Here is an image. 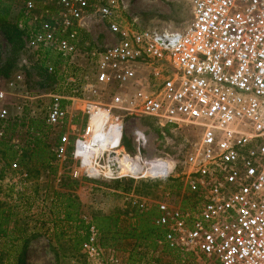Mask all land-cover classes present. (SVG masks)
<instances>
[{
    "label": "built area",
    "instance_id": "2783aa9c",
    "mask_svg": "<svg viewBox=\"0 0 264 264\" xmlns=\"http://www.w3.org/2000/svg\"><path fill=\"white\" fill-rule=\"evenodd\" d=\"M189 1V27L172 32L142 28L135 20L124 23L128 0H58L57 11L42 16L33 13L38 0H23L26 13L19 27L27 31L25 51L37 61L53 52L71 62L90 19L101 21L115 39L95 53L94 65L95 81L110 87L112 104L83 101L78 109L81 100L69 97V110L64 97L54 95L48 105L46 122L60 130L54 160L73 161L84 175L112 177L104 148H120L124 118L198 129L185 172L194 206L159 202L153 223L164 231L163 243L178 252V264H264V0ZM28 60L24 57L23 64ZM61 65L49 63L47 70L55 74ZM21 82L18 73L9 86ZM79 112L86 119L82 129L76 123ZM10 116L9 93L0 83V122ZM99 120L108 133L118 129L111 144L97 127ZM139 156V174L172 177L173 162ZM90 159L99 165L96 173L89 171ZM137 207L142 214L152 209L143 202ZM98 240L92 226L81 246L94 262L105 255ZM110 262L119 264L115 253Z\"/></svg>",
    "mask_w": 264,
    "mask_h": 264
},
{
    "label": "rangeland",
    "instance_id": "374dc122",
    "mask_svg": "<svg viewBox=\"0 0 264 264\" xmlns=\"http://www.w3.org/2000/svg\"><path fill=\"white\" fill-rule=\"evenodd\" d=\"M12 1L8 24L14 27L23 24L26 12L23 0ZM57 2L38 0L34 15L57 11ZM192 13L189 0H128L121 20L126 24L135 20L142 28L152 30L182 32L189 27ZM87 22L86 30L79 32V50L71 62L59 59L53 52L46 60L37 61L36 55L25 51L26 34L21 37L14 28L9 29L11 36H8V31L0 26V83L9 93L11 115L8 121L0 122V207L15 214L8 226V236L0 239L3 262L14 264L24 255V264H111L115 253L119 264H178V252L164 243L153 247L151 241L142 239L122 241L113 248H103L99 239L105 255L99 262L91 261L81 251L82 244H78L76 224L64 220L65 198H59L57 193L75 200L80 217L87 222L97 215L121 213V219L134 223L132 217L142 214L137 207L141 202L152 207L150 211L155 210L156 217L160 216L155 208L159 202L184 209L194 206L195 195L187 185L185 172L200 131L191 126L163 128L152 118H124L122 122L120 148L110 154L118 160L120 156L125 166L131 162L127 153L132 157L141 155L143 160H169L174 170L166 180L141 174L84 175L73 161L55 162L53 150L59 142L60 130L46 122L53 96L64 97V106H69L67 98L76 97L81 100L78 109L83 107V101L104 107L112 104L110 87L95 81L94 65L95 53L111 47L115 39L101 21ZM26 56L29 60L24 65ZM49 63H61V70L50 74ZM18 73L23 75V82L9 86ZM85 121L83 112H79L76 120L79 129ZM145 140H148L146 147ZM64 184L71 187L64 188Z\"/></svg>",
    "mask_w": 264,
    "mask_h": 264
},
{
    "label": "trees",
    "instance_id": "16d2710c",
    "mask_svg": "<svg viewBox=\"0 0 264 264\" xmlns=\"http://www.w3.org/2000/svg\"><path fill=\"white\" fill-rule=\"evenodd\" d=\"M12 6V0H0V26L6 30V33L8 31V36H11L9 29L14 28L18 31V34L21 35V37L23 34H26L27 36L26 29H21L18 24L14 27H11L8 24V18L11 14ZM63 186L64 188H70L71 184H64ZM57 196L59 198H65L62 205L64 220L68 223L76 224L79 245L88 239L89 229L92 226H95L98 231V239H100L101 242H103V239L105 240V243L101 244L100 242V245L103 248H113L122 244V241L128 242L129 239L151 241L153 247H156L158 243L164 242V231L153 223V219L156 217L155 210L143 214L136 213L134 217H132L135 219L134 223L131 222V220L127 221L126 219H121L123 215L121 213L111 216L97 215L94 216L91 221L87 222L80 217L79 207L75 203V200L68 197L67 194L57 193ZM13 217H15L14 213L0 207V239L8 236V226ZM80 232H83L82 235L79 234ZM164 245L166 244L164 243ZM3 259V253H0V264H4ZM24 261V255H22L16 259L14 264H24Z\"/></svg>",
    "mask_w": 264,
    "mask_h": 264
},
{
    "label": "bare ground",
    "instance_id": "6f19581e",
    "mask_svg": "<svg viewBox=\"0 0 264 264\" xmlns=\"http://www.w3.org/2000/svg\"><path fill=\"white\" fill-rule=\"evenodd\" d=\"M93 122H95V121H93ZM96 125L100 129V133H102V136L104 135V137L107 139V142L108 143L110 142V144H111L113 142V139L115 140V137L117 136L118 129L113 128L108 133V131L104 127V124L100 120L96 123ZM104 152L109 153V159H110L109 174L110 175H113L114 169H116V171H115L116 173L114 175H117V176H128L130 173L139 174L143 171V164L140 161V159H141L140 156H137V158H133L132 156L129 155V153H127L125 151L127 153V155L130 156L129 159L131 160V162H129L125 166V164L123 163L120 156H119V160H118L117 158L113 157L114 154H110L111 152H113L112 148H110L109 146H106L104 148ZM130 164H131V167L128 169L127 166ZM87 166H90V168H89L90 173H96L97 172V166H99V165L97 162H95V160L90 159ZM95 176H97V175H95Z\"/></svg>",
    "mask_w": 264,
    "mask_h": 264
},
{
    "label": "crops",
    "instance_id": "0c3cea01",
    "mask_svg": "<svg viewBox=\"0 0 264 264\" xmlns=\"http://www.w3.org/2000/svg\"><path fill=\"white\" fill-rule=\"evenodd\" d=\"M72 97H73V96H72ZM72 97H70V98H72ZM63 102H64V101H63ZM68 105H69L68 109H69V110H71V105H72V102H71V101H69V100H68ZM72 106H73V105H72ZM5 122H6V121H5Z\"/></svg>",
    "mask_w": 264,
    "mask_h": 264
},
{
    "label": "water",
    "instance_id": "95a60500",
    "mask_svg": "<svg viewBox=\"0 0 264 264\" xmlns=\"http://www.w3.org/2000/svg\"><path fill=\"white\" fill-rule=\"evenodd\" d=\"M116 169H114V172H113V177H118L117 175H114L116 172Z\"/></svg>",
    "mask_w": 264,
    "mask_h": 264
}]
</instances>
